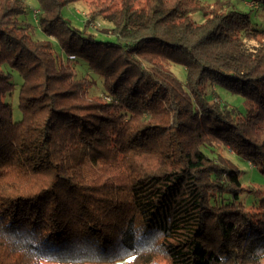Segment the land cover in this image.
I'll list each match as a JSON object with an SVG mask.
<instances>
[{
  "label": "trees",
  "instance_id": "1",
  "mask_svg": "<svg viewBox=\"0 0 264 264\" xmlns=\"http://www.w3.org/2000/svg\"><path fill=\"white\" fill-rule=\"evenodd\" d=\"M35 1L0 0V264L258 263L264 197L215 147L264 173V0H85L110 38Z\"/></svg>",
  "mask_w": 264,
  "mask_h": 264
},
{
  "label": "rangeland",
  "instance_id": "2",
  "mask_svg": "<svg viewBox=\"0 0 264 264\" xmlns=\"http://www.w3.org/2000/svg\"><path fill=\"white\" fill-rule=\"evenodd\" d=\"M143 1V0H142ZM118 4V0H115ZM29 13L28 18L31 20L34 18L33 11L37 8V3L35 0H28ZM238 8L246 11L248 10V6L244 4H237ZM251 5V4H250ZM115 7V6H113ZM254 7V6H253ZM91 9L88 6V3L85 0H78L73 1L65 4L62 7L61 14L62 16L67 19L71 25L75 26L79 29H86L87 31L93 33L97 37L101 38H110L111 35L108 33L110 30L111 24L101 17L97 16L96 18L90 21V25L86 28L85 27V20L90 17ZM201 14L196 13L194 18L198 21H201ZM250 17L252 20V24L255 28L259 30H264V9H256L252 10L250 13ZM98 29V30H96ZM36 36L38 38H48L51 39L53 44L56 46V49H59V45L55 38L48 37L44 34L41 30L36 31ZM260 41L264 43V35L259 37ZM73 57V56H71ZM78 73L79 75H85L89 72L87 65L85 64L84 60L78 61ZM171 70L176 74V76L181 79L185 80L186 78V70L185 67L181 64H170ZM20 81L19 77L17 78ZM98 88V87H97ZM94 89V93H96V89ZM18 90V89H17ZM17 90L14 92L12 97H6L5 100L11 102L14 107V119L21 118V112L18 108V94ZM219 93L221 98L219 101L224 103L223 101L228 102L229 104L236 107L237 110L243 111L244 103L243 97L234 93H231L223 88H219ZM215 149L220 152L223 156V160H231L240 170V178L244 188V191L241 196V200L245 208L250 209L255 203H257L261 198L264 197V173L260 168L254 166L253 163L246 158H243L237 154H235L232 150H228V148H223L222 145H218ZM44 264H69V263H60V262H45ZM83 264H114V263H83ZM123 264H129L124 262ZM160 264H167L165 260L160 261ZM246 264H264V257L260 259L258 263H246Z\"/></svg>",
  "mask_w": 264,
  "mask_h": 264
},
{
  "label": "clouds",
  "instance_id": "3",
  "mask_svg": "<svg viewBox=\"0 0 264 264\" xmlns=\"http://www.w3.org/2000/svg\"><path fill=\"white\" fill-rule=\"evenodd\" d=\"M163 236V233L162 232H160V233H157V238L159 239L160 237H162Z\"/></svg>",
  "mask_w": 264,
  "mask_h": 264
},
{
  "label": "snow or ice",
  "instance_id": "4",
  "mask_svg": "<svg viewBox=\"0 0 264 264\" xmlns=\"http://www.w3.org/2000/svg\"><path fill=\"white\" fill-rule=\"evenodd\" d=\"M134 259V258H133Z\"/></svg>",
  "mask_w": 264,
  "mask_h": 264
}]
</instances>
